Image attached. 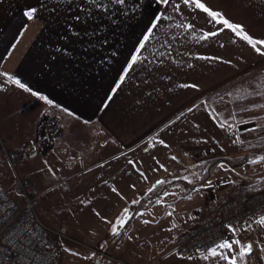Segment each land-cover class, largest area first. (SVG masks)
I'll list each match as a JSON object with an SVG mask.
<instances>
[{"label":"crops","instance_id":"crops-1","mask_svg":"<svg viewBox=\"0 0 264 264\" xmlns=\"http://www.w3.org/2000/svg\"><path fill=\"white\" fill-rule=\"evenodd\" d=\"M205 2L244 25L253 37L264 38V0ZM136 3L140 8L132 11ZM45 4L37 19L29 21L25 11L40 7V0H0V73L20 79L54 102L48 105L0 75V133L14 145L32 137L40 153L48 144V159L58 169L89 170L128 154L126 160L113 163L111 171L87 179L88 193L83 199L124 200L125 208L157 180L196 185L210 158L243 156L264 148V108L252 107L264 104V56L227 30L200 40L203 32L219 27L208 23L203 12L182 3V16L165 9L174 20L161 24L144 53L147 61L137 63L113 93L114 84L161 6L154 0H128L127 14L117 5L109 12L93 9L89 18L77 7H90L85 0H73L71 6L63 0H45ZM76 15L82 19L74 20ZM181 22L194 24L195 35L169 27ZM181 84L198 87H179ZM223 120L233 126L221 128ZM160 139L168 147L158 143L153 147ZM172 156L177 159L172 160ZM249 160L236 169L218 165L208 180L211 184L195 186L198 190L190 193L180 186L163 190L165 184L157 185L159 192L147 191L143 198L159 195L148 201L130 227L140 213L151 209L146 220L152 223L154 216L165 213L167 226L172 219L179 224L176 236L233 194L236 184L245 185L249 192L264 189V181L259 180L264 177V163L250 164ZM138 181L141 191L132 188ZM121 183L127 189L119 187ZM100 208L105 211L107 206L100 204ZM237 236L256 245L247 264H264V252L260 251L264 228L253 224L252 230ZM201 260L198 254L189 264H202Z\"/></svg>","mask_w":264,"mask_h":264},{"label":"rangeland","instance_id":"rangeland-1","mask_svg":"<svg viewBox=\"0 0 264 264\" xmlns=\"http://www.w3.org/2000/svg\"><path fill=\"white\" fill-rule=\"evenodd\" d=\"M15 140L18 141L19 137ZM32 141V137H27L20 139L21 144L14 145V143L11 144V139L9 140L14 147L29 149L31 157L29 161L20 165L15 172L10 167L0 164V185L12 191L18 174L27 176L33 181L41 195L40 217L43 222L51 229L66 228L68 231L67 239L53 236L54 247L51 251L61 264H189V258H180L171 253L177 236H174L175 228L179 224L172 219V223L167 226L165 213L162 217L154 216L152 223L149 219L150 223L145 224L143 221L146 220V216H151V209H147V211L142 212L143 215H138L132 227L130 225L128 229L122 230L121 235L113 237L110 231L106 230L107 227L110 229V224L105 220H116L122 213L126 201L108 202L82 198L86 197L88 193L85 192L88 188L87 179H91L99 172L102 173L107 169L111 171V165L126 160L128 154H122L89 170L58 169L48 159V144L42 146L44 149L40 153ZM38 158L41 160L40 162ZM138 182L133 184L132 188L141 191V185ZM120 186L122 189H127V185L123 183ZM154 186L153 192H159L160 189L157 185L146 186L140 194L136 195V200L142 199L146 192ZM95 187L93 186V189ZM107 187L103 186L102 188ZM170 193L172 191L168 194ZM151 194L152 192L148 195ZM100 204L107 206L105 211L100 208ZM137 204H127L128 215L134 214ZM96 213H99V216ZM173 224L176 225L175 228H173ZM105 241L107 243L101 248L100 245L104 244ZM65 248L79 252L80 256L71 255L65 251ZM92 253L96 254L94 258H83ZM214 260L219 264H225L218 258L203 259L199 263L215 264Z\"/></svg>","mask_w":264,"mask_h":264},{"label":"built area","instance_id":"built-area-1","mask_svg":"<svg viewBox=\"0 0 264 264\" xmlns=\"http://www.w3.org/2000/svg\"><path fill=\"white\" fill-rule=\"evenodd\" d=\"M31 151L10 144L0 134V164L14 172L29 161ZM41 195L33 181L16 175L12 191L0 185V264H61L52 253L53 236L68 238L66 228H49L40 217ZM264 214V189L249 192L236 184L234 193L222 198L197 219L194 226L174 240L172 254L188 258L228 237L227 224L236 225Z\"/></svg>","mask_w":264,"mask_h":264},{"label":"snow or ice","instance_id":"snow-or-ice-1","mask_svg":"<svg viewBox=\"0 0 264 264\" xmlns=\"http://www.w3.org/2000/svg\"><path fill=\"white\" fill-rule=\"evenodd\" d=\"M63 2H66L69 6L73 4V0H63ZM155 4L161 6L157 9L156 14L154 15L152 21L150 22L148 28L145 31V34L143 35L142 39L138 43L135 53L131 56L129 62L125 66L122 74L120 75L118 81L114 84L112 92L115 93L125 82L127 76L129 73L134 69V66L137 65V63H143L147 61V56L144 55V53L148 49V45L151 43L152 40H154L158 34V29L161 26V24L165 21H173L174 16H170L168 12L165 9L171 8L172 12L175 14H178L180 16L183 15L181 11V3L185 6L191 5L194 9L203 12L206 15V21L208 23H211L213 25H217L219 27L216 28L214 31H205L203 34L199 37L200 40H207L210 37H216L219 36L220 33L224 31H229L233 34V36L238 39L245 42L250 48L259 56H264V38H257L253 37L246 29V27L238 22L230 20L225 13H223L220 10L213 9L211 6L206 4L205 0H180V2H177V0H154ZM85 3L89 5L90 7L83 8L80 7L79 4H77V7L80 9V11L86 12L87 16L89 18L92 17L93 9L101 10L104 12H109L113 6H121L122 8H125V14H127V8L125 7L128 3V0H85ZM46 7L45 0H40V7H31L28 8L24 15L29 20H35L38 17V13L41 9ZM140 8V4L136 3L132 7V11H137ZM70 10V8L68 9ZM74 20L80 21L82 17L80 15H76L73 17ZM176 27V28H182L185 31H188L190 34L195 35L194 29L195 25L191 22L188 23H175L169 24V27ZM168 43V41H165V44ZM163 46V45H162ZM223 47V45H221ZM59 50V49H57ZM199 59H220L219 57H198ZM227 63H231V61H226ZM2 76H7L8 80L19 87L20 89L24 90L25 92L30 93L33 96L38 97L39 99L45 101L48 105H54V102L49 99L47 96L34 91L31 89L28 85L23 83L18 78H13L12 76H9L7 73H0ZM179 87L184 88H196L198 87L195 84H181ZM229 95H231L229 93ZM111 97H109L110 99ZM253 108L260 107L264 108V104L262 105H252ZM244 111H247L248 109H243ZM65 113H67L69 116H75V113L70 112L68 109H62ZM189 112L193 111V108L188 109ZM235 118V117H233ZM85 123H88V121H85ZM244 123H247V121H244ZM219 126L221 128H224L225 126L232 127L233 125L229 124L228 120H223L220 122ZM244 131L252 132L256 131V128H245ZM163 145L164 147H168L166 142L163 139H160L158 141H154L153 147L156 146V144ZM147 150V149H146ZM172 160H176V156L171 157ZM129 163H133L132 161H129ZM250 164H257V163H264V155H260L257 158L250 159L248 161ZM160 167H163V165H160ZM220 167H224V165H220ZM141 176H144V173H140ZM187 179V177H185ZM260 181H264V177L259 178ZM230 183H234V181H228ZM167 183V181L164 180H157L156 185H162ZM207 184H211V181H207ZM155 186L152 189H149V191H154ZM198 190V189H194ZM113 191L115 192L116 189L114 188ZM189 199L191 197H188ZM161 201L158 200L157 203H160ZM133 204L139 203V201L134 200L132 201ZM129 209L126 207L123 209L122 213L116 218L114 221H107L105 222L110 224V234L113 237L119 236L122 234V230L125 229L126 224L129 223V221L132 219V216L128 215ZM96 215L99 216V213H96ZM140 215H143V213H140ZM169 215H172V213H169ZM193 217L189 216V219H192ZM104 219V218H102ZM143 223L148 224L150 221L144 220ZM253 224L264 228V214H261L257 216L255 219L250 218L249 220L244 221L243 223H238L236 225L233 224H227L225 227L228 229V231L231 233V238L224 237L220 239L219 241L214 242L211 246H209L206 250L197 249V252L200 254L202 259L209 260V259H219L225 262V264H247V261L251 258L256 245H254L253 242H245L242 239H240L237 236V233L241 231H249L252 230ZM176 225L173 224V228H175ZM171 231V229H169ZM131 239V237H129ZM107 241L104 242V244H101L100 247L103 248ZM65 251L70 253L73 256H80L79 252H76L72 249L65 248ZM260 251L264 252V246H260ZM95 253H92L90 256L83 257L84 259H92L95 257ZM189 259L192 257L189 256Z\"/></svg>","mask_w":264,"mask_h":264},{"label":"trees","instance_id":"trees-1","mask_svg":"<svg viewBox=\"0 0 264 264\" xmlns=\"http://www.w3.org/2000/svg\"><path fill=\"white\" fill-rule=\"evenodd\" d=\"M258 155H264V148L262 149H258V150H254L252 152H249L243 156H231V155H222V156H214L212 158H210L209 164L207 166L206 171L202 174L199 182L194 185V184H190L186 181H182V180H177V181H173L170 182L168 184H165L163 187V190L172 188V187H176V186H180L183 189H185L188 193L192 192L195 188V186H202L204 185L211 177V175L213 174V172L215 171L216 167L220 164H226L229 167L236 169L239 167H242L247 160L254 158ZM159 195V194H158ZM156 195H152L149 198H143L139 201V203L136 205V208L134 210V214L132 215V219L129 221L128 224H126L125 229L128 228L132 222V220L136 217V215L145 209L148 201L151 199H155L157 196Z\"/></svg>","mask_w":264,"mask_h":264}]
</instances>
